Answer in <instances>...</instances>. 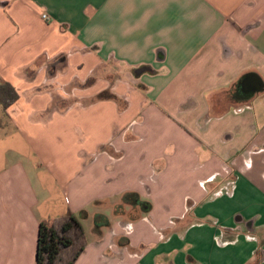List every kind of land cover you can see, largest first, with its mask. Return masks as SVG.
Segmentation results:
<instances>
[{"label": "crops", "instance_id": "obj_1", "mask_svg": "<svg viewBox=\"0 0 264 264\" xmlns=\"http://www.w3.org/2000/svg\"><path fill=\"white\" fill-rule=\"evenodd\" d=\"M4 83L0 264H264V0H0Z\"/></svg>", "mask_w": 264, "mask_h": 264}, {"label": "trees", "instance_id": "obj_2", "mask_svg": "<svg viewBox=\"0 0 264 264\" xmlns=\"http://www.w3.org/2000/svg\"><path fill=\"white\" fill-rule=\"evenodd\" d=\"M19 99L17 90L10 84L0 85V105L6 112ZM98 100L119 101L108 91L100 93ZM87 246L84 228L71 212L52 221H43L39 227L37 264H74Z\"/></svg>", "mask_w": 264, "mask_h": 264}, {"label": "flooded vegetation", "instance_id": "obj_3", "mask_svg": "<svg viewBox=\"0 0 264 264\" xmlns=\"http://www.w3.org/2000/svg\"><path fill=\"white\" fill-rule=\"evenodd\" d=\"M244 88L247 89V88H252L251 90L255 91L256 90V86L253 87V79L252 77H247L244 81V84H243ZM250 90V89H248Z\"/></svg>", "mask_w": 264, "mask_h": 264}, {"label": "water", "instance_id": "obj_4", "mask_svg": "<svg viewBox=\"0 0 264 264\" xmlns=\"http://www.w3.org/2000/svg\"><path fill=\"white\" fill-rule=\"evenodd\" d=\"M250 77L253 79V87L256 86V91H259V84L261 83V79L259 78L258 75L252 74ZM247 89H252V88H247Z\"/></svg>", "mask_w": 264, "mask_h": 264}, {"label": "rangeland", "instance_id": "obj_5", "mask_svg": "<svg viewBox=\"0 0 264 264\" xmlns=\"http://www.w3.org/2000/svg\"><path fill=\"white\" fill-rule=\"evenodd\" d=\"M113 71L117 72V71H118V69H117V68H115V70H113ZM111 78H112V80L114 81V80H115L114 78H117V76H115V77H111ZM126 78H127V77H126ZM92 80H93V79H92ZM92 80H91L90 82H92ZM112 80H111V82H113ZM109 94H111V92H110V91H109ZM180 191H181V189L177 191V195H179V192H180ZM176 197H178V196H176Z\"/></svg>", "mask_w": 264, "mask_h": 264}, {"label": "built area", "instance_id": "obj_6", "mask_svg": "<svg viewBox=\"0 0 264 264\" xmlns=\"http://www.w3.org/2000/svg\"><path fill=\"white\" fill-rule=\"evenodd\" d=\"M42 18L44 19V20H49V17H48V15L47 14H44V15H42Z\"/></svg>", "mask_w": 264, "mask_h": 264}]
</instances>
